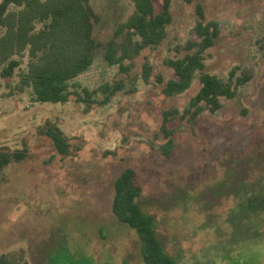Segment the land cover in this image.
Returning <instances> with one entry per match:
<instances>
[{"label": "rangeland", "instance_id": "obj_1", "mask_svg": "<svg viewBox=\"0 0 264 264\" xmlns=\"http://www.w3.org/2000/svg\"><path fill=\"white\" fill-rule=\"evenodd\" d=\"M153 1L160 12L162 0ZM91 3L98 17L94 37L101 48L92 67L72 81L67 103H38L30 88L16 91L28 52L16 57L20 66L13 77L3 79L0 70V149L26 155L22 163L6 169L0 184V257L7 252L16 256L29 240L58 226L70 233L74 247L79 226L92 231L98 223L108 225L113 221V184L124 169L135 172V184L145 196L168 192L177 184L190 186L191 194L198 195L203 186L223 180L231 159L264 149V0H172L167 38L135 59V84L102 57L117 26L133 14L134 4ZM200 21L216 22L219 28L216 45L205 54L206 70L235 91L234 97L220 99L222 106L215 112L204 104L191 105L201 88L199 73L184 93L164 92L173 77L169 61L198 41L195 28ZM145 65L148 81L142 74ZM118 82L126 87L112 96L99 90ZM168 113H173L169 128L174 134L165 153L168 140L161 127ZM49 123L68 139L70 156L60 155L40 132ZM257 175L247 190L236 194L221 195L228 186H216V208L210 214L205 195L197 203L183 197L172 211L158 212L159 237L171 254L181 252L179 264H264V188L259 187L264 170ZM106 237L105 242L96 235L92 242L98 260L111 252L119 254L117 264H124L120 259L127 249L130 264H141L140 244L132 235L123 237L108 228Z\"/></svg>", "mask_w": 264, "mask_h": 264}, {"label": "trees", "instance_id": "obj_2", "mask_svg": "<svg viewBox=\"0 0 264 264\" xmlns=\"http://www.w3.org/2000/svg\"><path fill=\"white\" fill-rule=\"evenodd\" d=\"M185 1L192 3L199 0ZM131 2L134 4L133 14L126 22L117 26L102 57L107 64L118 66L121 73L130 77V84H135L138 79L137 75H132L135 59L143 50L156 47L167 38V27L172 23V0H162L160 12L156 10L153 0ZM198 13L203 19L200 6ZM97 18L91 0H2L1 77H13L20 66L16 57L28 52L27 69L21 73L19 83L15 86L16 91L22 93L30 88L32 98L38 103H67L72 81L87 72L99 54L101 46L94 37ZM38 23L42 27L37 28ZM195 32L198 41L189 43L182 57L169 61L173 77L166 83L164 92L167 96L184 93L191 88L195 75L199 73L201 88L192 99L191 105L198 107L204 104L215 112L222 106L220 99L234 97L235 91L228 83L208 72L204 63L206 51L216 45L219 39L218 24L211 22L204 25L200 21ZM144 69L143 79L148 81L150 69L148 65ZM158 80L161 82L160 78ZM125 87L124 83L118 82L113 88L105 85L99 90L112 96ZM85 92L91 95L88 91ZM172 118L173 113L165 114L161 127L168 140V144L163 147L165 153H168V147L173 143L174 131L169 128ZM40 132L50 138L60 155H71L68 139L54 123L43 126ZM253 151L231 159V165L226 167L223 180L210 185L211 187L203 186L198 195L191 194L194 189L190 186L177 184L168 192L145 196L135 184V172L130 168L124 169L113 184V221L108 225L98 223L92 231L79 226L74 247L70 243V233L64 231L62 226L52 228L42 237L29 240L27 249H20L16 256L13 252L3 254L0 264H117L119 254L107 252L104 258L98 260L92 248L96 235L107 241L108 228L123 237L132 235L138 241L141 264H179L181 252L171 254L159 237L158 212L172 211L179 204L174 203L183 197L197 203L205 195L209 206L206 212L210 214L216 208V186H228L221 195L225 192L236 194L244 188L247 190L251 180L259 179L261 174L257 173L264 170V149L256 151L257 153ZM25 159L23 151L0 149V184L4 181L6 169L12 164L22 163ZM259 187L264 188V181ZM251 192L250 196L252 194L256 198V194ZM125 252L126 256L132 255L130 250L126 249ZM124 256L120 261L130 264V260Z\"/></svg>", "mask_w": 264, "mask_h": 264}]
</instances>
